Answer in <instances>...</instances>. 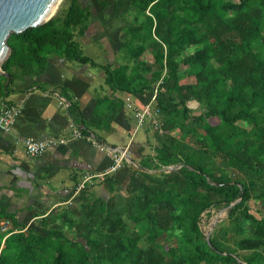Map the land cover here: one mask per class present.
<instances>
[{"label":"trees","instance_id":"1","mask_svg":"<svg viewBox=\"0 0 264 264\" xmlns=\"http://www.w3.org/2000/svg\"><path fill=\"white\" fill-rule=\"evenodd\" d=\"M65 2L43 24L9 35L11 51L1 64L9 79L0 73V99L22 90L16 79L38 76L58 55L103 70L112 91L142 95L161 79L155 97L161 130L154 133V154L130 165L124 188L105 175L108 192L117 190L107 198L86 187L75 205L21 220L0 203V220L17 229L0 230V264H264V0H129L122 12L107 11L108 22L126 12L139 16L117 33L116 65L83 53L76 37L95 14L83 0ZM95 2L106 15L109 0ZM191 99L201 107L198 114L187 104ZM108 105L107 117L91 118L96 126L108 128L107 118L123 109L119 97ZM69 108L78 110L73 102ZM253 197L261 204L256 214L248 211ZM219 204L228 207L230 224L207 240L200 214ZM36 215L38 228L27 227ZM246 228L249 234L233 247L222 241ZM173 230L190 250L165 249L159 237ZM247 249L245 256L236 253Z\"/></svg>","mask_w":264,"mask_h":264},{"label":"crops","instance_id":"2","mask_svg":"<svg viewBox=\"0 0 264 264\" xmlns=\"http://www.w3.org/2000/svg\"><path fill=\"white\" fill-rule=\"evenodd\" d=\"M94 17L97 18L96 14ZM95 18L92 15L87 32L76 39L79 45L80 41L100 43L101 54L92 58L99 63L112 62L120 43L100 34L103 24ZM104 76V71L98 67L52 55L44 72L26 76L23 81L16 79L15 87L22 90L10 92L3 98L21 104V108L9 130L0 128V203H8V209L16 212L20 220L51 204L76 200L78 193L74 194V188L83 175L99 173L109 167L111 155L100 150L88 137L116 148L128 147L131 161L128 159L106 174H113L123 188L129 182L130 165L138 164L142 154H154L156 129L149 124L136 127L134 119V109L149 101L151 91L142 95L112 91ZM116 97L122 99L123 109L111 119L107 118L108 128L92 123L94 115L108 116V104ZM60 100L63 103H59ZM72 102L78 107L73 112L69 108ZM86 126L88 134L82 131ZM73 129L80 130L81 136H73ZM98 131L114 139H126V143L109 141ZM26 137L64 138L65 141L49 146L39 156H30L24 150ZM104 177L93 178L86 187L107 198L117 190L109 193ZM36 217L38 215L32 217L33 220Z\"/></svg>","mask_w":264,"mask_h":264},{"label":"rangeland","instance_id":"3","mask_svg":"<svg viewBox=\"0 0 264 264\" xmlns=\"http://www.w3.org/2000/svg\"><path fill=\"white\" fill-rule=\"evenodd\" d=\"M109 2H110L111 5L108 6V8H106V15H104L101 11H99L100 7L96 4L95 0H83V3L89 4L91 6V9L93 10V13L95 12L97 18H95L94 16H93V18L97 19L98 21H100L103 24L100 34H105V36L108 37L109 39L111 38L112 41L116 40V42L120 43V38H118L117 33L120 31L121 27L127 21H133L134 19L139 18V16H137L135 18L136 15L134 13L126 12L124 14L125 19L114 18L110 22H108L107 19L110 16L107 15L108 14L107 11H109L112 14L114 13L113 12L114 10H116L118 12H122L123 9L127 8L128 5H129V0H109ZM115 2H117V7L116 8H115V6L113 7V5H115L114 4ZM65 3H66L65 0H61L60 3L58 4L57 9L60 7V5H62V4L65 5ZM57 9H56V11H57ZM91 18H92V16H91ZM100 46H101L100 43L98 44L97 42H94V41L90 42V43H84L83 41H80V47L82 48L83 53L86 54V55H89L91 57H94V58L98 57L97 54H101L102 51L100 50ZM115 53H116V51H115ZM145 56L148 57L149 59H151V56L149 54H145ZM113 58L114 59H112V63H113V65H116L117 61H116L115 57H113ZM181 70H183V68H181ZM181 79L184 80L185 76H182ZM165 82L167 84H169V85L172 83L170 80L165 81ZM162 83H163V81L161 79H159V81L156 82L155 87L156 86L160 87V85ZM187 104H188L189 107H191L193 114H198L201 111V107H200V105L198 104V102L195 99L189 100ZM98 133H100V135L103 138H106L109 141L113 140V141H115V142H117L118 144H121V145H124L126 143V139H122V140L117 139V138L114 139V138H111L109 136H106L105 133H101L99 131H98ZM154 133H155V130H154ZM186 140H188V136L186 137ZM147 154H149V153L142 154V156L143 155H147ZM134 167H138V164L136 163V165H134ZM160 170L161 169H159V168H151V169H148L147 171L152 172V173H159ZM112 192H114V190ZM114 193H117V192L115 191ZM96 195H98V194L96 193ZM69 201H71V200H69ZM69 201H66V202H62L61 201V202L56 203L55 205L59 206V209H63V208L65 209V208H67L66 207L67 205H75V203L73 202L74 199H72V202H69ZM51 205L46 206L44 208H41L39 210V212H43V211H46L47 209H50L51 207H53ZM248 206H249V210L248 211H250L251 213H255L256 214V211H257V209L260 208L261 204L259 203V199L253 197L250 200H248ZM227 209L228 208L225 205L219 204V205H213L209 209L204 210L200 214V219H199V225H200L202 231L209 232V235L212 237L213 235H215L216 230L219 227H224V226L229 225L230 224V218L228 217ZM123 217H124V220L127 223L128 227L130 229L133 228L134 223L126 217V214H124ZM35 221L36 220H33V218L32 219L31 218L28 219L27 220V224H26L27 227L28 226H33V227L38 228V226L36 225ZM63 227H64L63 228L64 233L66 235H68L69 237L74 238L75 231H73V230L71 231L67 227L66 224H64ZM247 229L248 228H246V231H245L244 234H237V235H235L232 238H222V241L226 245H228L230 247H233L234 246V239H237L239 237H242V236H245V235L249 234V231ZM177 233H178V230H173L172 234H169V233L161 234L160 237H159L160 243L163 246H165V249L171 247V245H176V246L181 247V249L183 251L187 252L188 250H190L191 247L188 246V245L187 246L183 245L179 241ZM228 234L230 235V233H228ZM229 235H226V237H228ZM143 237H144V235H143ZM80 241L83 242L84 240L80 239ZM143 244L144 243H143V241L141 239L139 241V246H143ZM259 248L264 249V244L263 243L260 244ZM249 252H250V250L247 249V250H237L236 253H238V255L240 257H242V256H245L246 254H248ZM199 264H205V263H204V261L200 260Z\"/></svg>","mask_w":264,"mask_h":264},{"label":"built area","instance_id":"4","mask_svg":"<svg viewBox=\"0 0 264 264\" xmlns=\"http://www.w3.org/2000/svg\"><path fill=\"white\" fill-rule=\"evenodd\" d=\"M157 87L151 91L150 99L148 102L142 104L140 107L134 109V119L136 127L149 124L151 128L161 130V121L158 117V109L155 107ZM59 103H63L62 100ZM21 104L10 103L5 99H0V128L9 130L14 122L15 116L20 112ZM73 136H81V132L78 129H73ZM92 140L100 150L105 151L111 155L112 163L107 169L99 173L84 174L82 179L76 184L74 194H77L81 189L85 188L88 183L95 177H102L108 173L115 171L117 168L122 166L125 162H128L127 152L128 147L123 146L116 148L110 145H106L98 142L94 137H88ZM64 138H50V139H38L34 137H26L23 140L24 150L30 156H39L43 154L49 146L57 143L64 142ZM71 200V199H69ZM68 200V201H69ZM70 202V201H69ZM0 230L3 232L17 231L13 228L12 223L9 219L3 218L0 220Z\"/></svg>","mask_w":264,"mask_h":264},{"label":"water","instance_id":"5","mask_svg":"<svg viewBox=\"0 0 264 264\" xmlns=\"http://www.w3.org/2000/svg\"><path fill=\"white\" fill-rule=\"evenodd\" d=\"M60 1L61 0H0V73L7 77L6 82H8L9 73L1 68V64L11 51V47L7 42L9 35L43 24L51 18V16H49L44 19V16L51 6L55 2H57L58 6ZM127 158L131 161L128 152ZM175 167L176 165H169L167 169L170 170ZM234 202H231L228 207ZM203 233L208 240L210 236L209 232L203 231ZM243 263L245 262L243 261Z\"/></svg>","mask_w":264,"mask_h":264},{"label":"bare ground","instance_id":"6","mask_svg":"<svg viewBox=\"0 0 264 264\" xmlns=\"http://www.w3.org/2000/svg\"><path fill=\"white\" fill-rule=\"evenodd\" d=\"M57 2H55L52 6H51V8L49 9V11L46 13V15L44 16V19L45 18H47V17H49V16H53L54 15V13H55V11H56V9H57Z\"/></svg>","mask_w":264,"mask_h":264}]
</instances>
